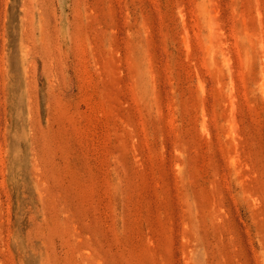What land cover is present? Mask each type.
<instances>
[{"label": "rangeland", "instance_id": "rangeland-1", "mask_svg": "<svg viewBox=\"0 0 264 264\" xmlns=\"http://www.w3.org/2000/svg\"><path fill=\"white\" fill-rule=\"evenodd\" d=\"M0 264H264V0H0Z\"/></svg>", "mask_w": 264, "mask_h": 264}]
</instances>
